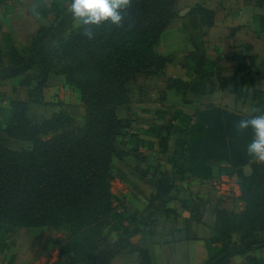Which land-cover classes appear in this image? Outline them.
I'll return each instance as SVG.
<instances>
[{"label": "crops", "instance_id": "1", "mask_svg": "<svg viewBox=\"0 0 264 264\" xmlns=\"http://www.w3.org/2000/svg\"><path fill=\"white\" fill-rule=\"evenodd\" d=\"M70 2L0 0V128L6 121L3 111L14 100L29 102L28 117L38 123L60 113L74 118L76 107L84 115L80 92L61 75L50 74L41 98H30L40 83L39 61L81 26L69 11ZM196 7L215 14L211 27L192 13ZM13 47L22 55L21 63L11 59ZM157 51L170 55L172 62L160 76L138 77L129 88L130 104L117 111L120 119L132 123L140 140L135 150L127 138L123 149L130 157L114 160L110 186L123 223L110 221L96 259L78 264H141L132 248L147 252L151 264H219L211 262L223 249L212 243L215 211L240 214L245 209L236 174L221 176L214 169L206 178L210 162L176 157L181 122L174 123L168 144H163L168 134L151 132L150 127L167 125L175 113L195 120L199 111L211 107L250 119L264 116V2L177 0V16ZM170 80L187 88H169ZM2 144L17 151L31 146L7 136ZM244 172L252 174L249 166ZM118 236L130 244L120 253L115 249ZM241 239L232 236L229 251L221 257L230 255L226 264H248V256L264 264V245L243 246ZM67 243L52 228H0V264H73V254L61 252Z\"/></svg>", "mask_w": 264, "mask_h": 264}, {"label": "trees", "instance_id": "2", "mask_svg": "<svg viewBox=\"0 0 264 264\" xmlns=\"http://www.w3.org/2000/svg\"><path fill=\"white\" fill-rule=\"evenodd\" d=\"M262 4L264 0H252ZM177 0H130L121 10L119 25L110 21L100 25H83L62 40L38 63L39 87L30 92L41 98L50 74L64 76L67 85L80 92L84 108V125L64 113L40 123L28 117L29 102L14 100L4 110L6 121L0 128V228L41 230L65 228L70 240L62 254H73V264L91 262L99 249L100 239L110 221L123 223L112 194L110 180L116 168L115 159L130 157L123 147L127 138L140 143L132 123L118 117L119 107L130 104V86L141 75L160 76L172 62L170 55L157 51L162 34L177 16ZM198 14L204 27H211L215 14L202 7ZM86 30L90 35L85 34ZM42 40V38H41ZM13 61H24L13 47ZM174 84L169 81V88ZM261 99V96H259ZM260 103L255 105L257 111ZM250 119L217 107L203 109L192 120L185 114H173L164 126H151V132L168 134V144L174 123L184 130L176 142L179 160L210 162L206 178L214 169L221 176L237 175L241 200L246 204L240 214L215 211L213 244L223 249L211 262L226 264L233 235H241L242 245H264V161L249 155L247 145L253 139V129L240 130L239 121ZM190 128V129H189ZM148 133V132H147ZM29 142L28 150L17 151L2 144L5 136ZM252 174L247 176L244 168ZM129 240L118 236L116 253L129 247ZM251 247L248 249L250 251ZM138 252L141 264H151L147 252ZM245 253V252H244ZM247 253V252H246ZM248 264H260L247 257Z\"/></svg>", "mask_w": 264, "mask_h": 264}, {"label": "clouds", "instance_id": "3", "mask_svg": "<svg viewBox=\"0 0 264 264\" xmlns=\"http://www.w3.org/2000/svg\"><path fill=\"white\" fill-rule=\"evenodd\" d=\"M130 0H71L70 13L83 25H100L110 21L119 25L123 19L121 10L127 8ZM87 35L90 31L86 30ZM253 129V139L247 145L249 155L264 161V116L239 121L240 130Z\"/></svg>", "mask_w": 264, "mask_h": 264}, {"label": "rangeland", "instance_id": "4", "mask_svg": "<svg viewBox=\"0 0 264 264\" xmlns=\"http://www.w3.org/2000/svg\"><path fill=\"white\" fill-rule=\"evenodd\" d=\"M176 11H177V6H176ZM50 114V113H49ZM74 119L76 120L77 123V128L82 127L84 125V115L81 113V111L76 107L75 111H74ZM32 147V144L30 147H28V149H30ZM59 232V234L62 235V237L66 238L67 241L70 240V233L67 229L65 228H61L57 230ZM105 239L104 233L102 235V237L100 239L96 238V241L98 242V247L100 248V246L103 245V241ZM99 250V249H98Z\"/></svg>", "mask_w": 264, "mask_h": 264}]
</instances>
